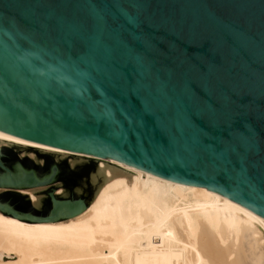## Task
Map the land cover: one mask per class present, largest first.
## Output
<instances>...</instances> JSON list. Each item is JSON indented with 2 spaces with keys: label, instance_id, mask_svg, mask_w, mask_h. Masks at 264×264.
I'll list each match as a JSON object with an SVG mask.
<instances>
[{
  "label": "water",
  "instance_id": "obj_1",
  "mask_svg": "<svg viewBox=\"0 0 264 264\" xmlns=\"http://www.w3.org/2000/svg\"><path fill=\"white\" fill-rule=\"evenodd\" d=\"M0 132L264 219V0H0ZM129 176L0 140V214L68 220Z\"/></svg>",
  "mask_w": 264,
  "mask_h": 264
},
{
  "label": "bare ground",
  "instance_id": "obj_2",
  "mask_svg": "<svg viewBox=\"0 0 264 264\" xmlns=\"http://www.w3.org/2000/svg\"><path fill=\"white\" fill-rule=\"evenodd\" d=\"M0 140L101 160L134 174L106 183L68 220L29 224L0 214V264H264V219L226 197L148 173L142 178L144 172L112 158L2 132Z\"/></svg>",
  "mask_w": 264,
  "mask_h": 264
}]
</instances>
